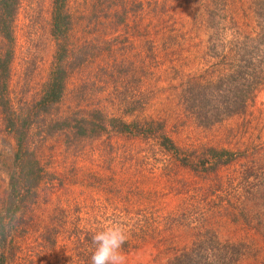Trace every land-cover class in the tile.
<instances>
[{"label": "rangeland", "instance_id": "rangeland-1", "mask_svg": "<svg viewBox=\"0 0 264 264\" xmlns=\"http://www.w3.org/2000/svg\"><path fill=\"white\" fill-rule=\"evenodd\" d=\"M187 1H9L3 18L9 16L11 20V37L5 39L0 33L1 194L8 189L17 139L22 137L15 135L14 128L31 126V133L35 135L30 139L40 140L42 130H49L50 120L62 114L72 116L84 109L85 116L94 121L105 114L106 119L121 116L128 122L142 119L144 115H151L157 121L161 119L157 104L140 110L126 80L120 83L121 80L113 77L103 84L100 78H109L103 74L109 61L107 49L117 50L125 36L128 45L135 46L139 41L132 35L136 24L143 29L152 24V18L159 17L158 22L164 24L158 25V29L183 30L190 35L198 32L202 36L206 11H195ZM249 9L247 15L236 13L237 25L244 30L252 27L248 22ZM252 10L261 12L257 7ZM258 18L264 19V16ZM157 76L158 72L144 81H153ZM131 77L137 79L138 74L133 72ZM60 83L64 85L60 104L52 108L42 105L39 100L45 90L54 84L57 92ZM173 118L174 115L167 117L165 130L178 147L186 150L179 157L173 151L161 153L160 147H152L143 137L127 139L103 133L96 139H75L71 146L63 142L66 138L62 134L45 137L41 149V156L44 153L45 156L41 161L53 178H64L65 188L42 182L41 200L46 199L35 209L36 216L43 218L46 209L51 212L58 203L71 211L81 207L99 212L98 219H103L106 225L112 224L108 221L110 210L104 211L108 206L131 204L133 212L141 210V213L156 215L157 229L165 228L169 217L173 227L161 236L169 237L172 242L135 245L133 241L128 247L124 244L126 264H166V259L173 256L167 248L191 249L193 241L210 236L221 243L247 244L242 249L243 260L237 264H255V252L258 260L264 261V86L254 94L245 113L213 126L180 124L181 120ZM102 141L115 143L120 149L109 153ZM76 143L79 144L76 146ZM124 148L132 151L123 152ZM187 154L190 158L180 159ZM111 175L122 190L112 189ZM213 186L216 187L213 192L206 190H212ZM131 190L133 193L128 194ZM121 196L125 200H120ZM133 220L131 216L128 222L136 221ZM116 222L128 230L124 218ZM66 243L64 254L68 255L73 245ZM94 248L90 242L82 251L85 255L73 254L65 259L56 249L39 262L34 256L32 264H87ZM218 249L207 247L203 252L217 253Z\"/></svg>", "mask_w": 264, "mask_h": 264}, {"label": "trees", "instance_id": "trees-1", "mask_svg": "<svg viewBox=\"0 0 264 264\" xmlns=\"http://www.w3.org/2000/svg\"><path fill=\"white\" fill-rule=\"evenodd\" d=\"M9 1L0 0V33L5 39L11 37V20L9 16L3 18ZM55 3H59V0H55ZM187 3H191L195 11H206V20L202 21L205 24L202 36L198 32L190 35L183 30L158 29V25L164 24L158 22L159 17L152 18V24L143 29L136 24L132 35L139 41L135 46L128 45V37L125 36V43L119 42L122 46L117 50L107 49L109 61L107 68H103V74L109 78H100L103 84H107L113 77L121 80L120 83L126 80L130 92H134L133 97H136L140 110L157 104L160 106L158 113L160 112L162 120L157 121L151 115H144L142 119L137 118L130 122L123 120L121 116H110L106 119L108 116L101 115L99 111L101 118L99 116L94 121L85 116L84 109L76 111L72 116L62 114L50 120L49 130H42L44 134L39 135L42 137L40 140L30 139L35 135L31 133V126L25 124L13 129L16 136L22 137L17 139L8 189L3 194L0 193V264H32L34 256L39 262L43 256L54 253L56 249L64 259L73 254L85 255L82 251L92 242L93 234L109 225H105L103 219H98L99 212L81 207H76L73 212L68 206L63 208L58 203L51 212L46 209L43 218L36 216L35 209L46 199L41 200L42 182H49L51 186L56 183L59 188H65L64 178H53L41 161L42 156H45V153L41 156L45 137L53 133L62 134L66 138L63 142L67 145L75 139H96L103 133L124 136L127 139L143 137L151 142L152 147H160L161 153L168 154L173 151L179 157L186 150L178 147L165 130L167 117L174 115L173 119L181 120L180 124L190 122L209 127L246 112L254 94L264 86V19L258 18L264 16V0H188ZM252 7H257L261 12H254ZM249 8L251 18H248V22L252 27L244 30L237 25L236 13L247 15ZM60 9L61 7L57 10ZM58 22L59 14L54 19L55 27ZM133 72L138 74L135 77L137 79H132ZM156 72L158 76L153 81H144L155 76ZM63 86L60 83L59 90L55 92V85L52 84L45 90L39 102L48 108L60 104L64 95ZM149 96L156 101L151 104L153 99ZM115 97L117 98V93ZM102 142H105L103 147L109 153L120 149L110 141ZM54 147H49V150ZM122 151L130 153L132 150L124 148ZM183 158L188 159L190 155H184L180 159L184 161ZM140 170L136 172L139 173ZM112 176L109 177L112 180V189L122 190ZM206 190L213 192L216 187ZM130 193L133 191L128 192ZM119 198L125 200L123 196ZM108 207L104 211L110 210V223L121 218L126 220L125 226L128 227L129 234L126 247L133 241L135 245L148 242L160 245L168 240L172 242L169 237L161 236L162 232L173 227L169 217L164 224L166 227L157 229L154 226L157 224L156 215L153 213H141V210L133 212L131 204ZM131 216L136 221L128 222ZM210 237L193 241V249L186 246L181 249L167 248L173 256L166 259V264H237L243 260L242 249L244 246L247 248V244L243 246L242 242L228 241L221 243L215 236ZM66 242L73 245L72 252L68 255L64 254ZM207 247L219 248L220 252H203ZM255 255V264H264V261L258 260L257 252ZM87 264H90V258Z\"/></svg>", "mask_w": 264, "mask_h": 264}, {"label": "clouds", "instance_id": "clouds-1", "mask_svg": "<svg viewBox=\"0 0 264 264\" xmlns=\"http://www.w3.org/2000/svg\"><path fill=\"white\" fill-rule=\"evenodd\" d=\"M127 239V230L119 222H113L95 232L92 236L95 248L90 264H126L122 247Z\"/></svg>", "mask_w": 264, "mask_h": 264}]
</instances>
